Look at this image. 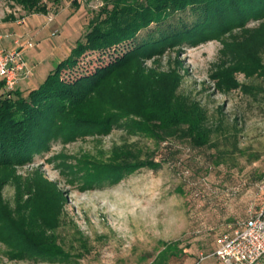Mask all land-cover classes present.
<instances>
[{
	"label": "trees",
	"instance_id": "16d2710c",
	"mask_svg": "<svg viewBox=\"0 0 264 264\" xmlns=\"http://www.w3.org/2000/svg\"><path fill=\"white\" fill-rule=\"evenodd\" d=\"M6 1L29 14L49 13L44 0ZM100 1V15L91 22L85 40L78 42L38 88L26 96L18 90L0 94V171L7 172V178L12 176L10 170L31 165L36 157L49 153L53 142L106 135L123 120L127 128L159 147L146 153L136 144L125 143L115 145L107 158L87 157L82 167L83 188L117 184L139 170L157 171L169 160H177L179 151L171 147L161 150L164 144L188 143L194 149L211 146L214 134L221 131L209 124L201 103L177 94L179 73L145 72L144 61L167 49L218 40L222 48L212 75L218 88L241 90L254 97L260 92L257 86L238 82L236 74L264 72V0ZM187 12L198 19L193 23L177 19ZM251 20L260 23L248 26ZM154 25L155 31L138 39ZM124 46L127 49L122 54L102 65L108 51L118 52ZM93 54L98 55L101 66L80 74L81 62ZM225 154L219 151L212 156V164L222 165ZM36 174L32 181L17 186L14 208L0 195V245L6 247L0 249V255L10 261L77 263L81 252L67 250L58 235L66 193L41 172ZM263 177L264 173L257 184ZM237 219L229 221L230 225ZM82 249L87 250L85 242ZM182 255L179 243H162L152 264H169Z\"/></svg>",
	"mask_w": 264,
	"mask_h": 264
},
{
	"label": "rangeland",
	"instance_id": "374dc122",
	"mask_svg": "<svg viewBox=\"0 0 264 264\" xmlns=\"http://www.w3.org/2000/svg\"><path fill=\"white\" fill-rule=\"evenodd\" d=\"M44 2L49 8L45 18L54 32L52 40L62 46V57L66 58L79 41L85 40L103 3ZM34 15L19 5L0 0V17L5 16L4 19L22 20ZM179 17L193 23L199 16L187 12ZM259 23L251 20L248 26ZM156 27L143 31L138 39L146 38ZM40 39L36 35L26 40L37 47L31 53H38ZM221 48L218 40L195 47L185 44L143 63L145 72L155 69L179 73L177 94L201 103L208 112L209 124L221 131L214 134L211 146L194 149L188 143L164 144L161 150L171 147L179 151L177 160H169L157 171L139 170L117 184L83 188L82 167L87 157L107 158L115 145L125 143L136 144L146 153L159 147L154 140L127 128L123 120L106 135L53 142L49 153L36 157L33 164L10 170V178L5 176L7 172L0 171V181L4 179L0 195L4 201L14 208L17 186L32 181L39 171L66 193L64 221L58 235L67 250L81 252L82 257L73 264H152L162 243L171 242L179 243L183 255L169 264H198L202 256L219 247L220 239L229 232V221L244 218L250 206L258 203L257 182L264 173V72L259 69L249 75L236 74L238 82L259 87L256 97L241 90H220L212 75ZM126 49L124 46L118 52L108 51L103 64L97 54L88 56L81 62L80 74L93 72ZM40 50L45 60L41 69H55L61 59L55 56L52 45H42ZM4 92V88L0 89V94ZM219 151L226 153L225 161L216 167L211 157ZM81 241L87 250L82 249ZM0 249L6 247L0 245ZM0 264L55 263L10 261L1 254ZM199 264L218 263L209 258Z\"/></svg>",
	"mask_w": 264,
	"mask_h": 264
},
{
	"label": "built area",
	"instance_id": "2783aa9c",
	"mask_svg": "<svg viewBox=\"0 0 264 264\" xmlns=\"http://www.w3.org/2000/svg\"><path fill=\"white\" fill-rule=\"evenodd\" d=\"M5 36L0 34V82L9 93L17 91L21 81L30 77L33 67L28 63L26 51L35 44L30 40L16 41L14 47L5 48ZM258 203L252 204L244 218L229 226V232L219 241V247L204 261L214 258L218 264H264V177L257 184Z\"/></svg>",
	"mask_w": 264,
	"mask_h": 264
},
{
	"label": "crops",
	"instance_id": "0c3cea01",
	"mask_svg": "<svg viewBox=\"0 0 264 264\" xmlns=\"http://www.w3.org/2000/svg\"><path fill=\"white\" fill-rule=\"evenodd\" d=\"M4 17L5 16L0 17V32L5 36L3 41V46L5 48L14 47L16 41L25 42L31 36L35 37L38 35L41 38L40 45H38V53L33 54L30 52V50H34L37 47L26 51V58L28 63H30V65L33 67V72L28 79L20 82L17 89L26 96L32 90L38 88L52 71H49L47 68L41 69V66L45 63V60L42 58V56H40L43 52L40 50V47H42V45L45 46V44H51L55 56L61 60L65 59L62 57L63 48L61 45L55 44L52 40L51 35L54 32L52 33V30L49 27L50 21H46V15L35 14L33 17L24 18L22 20L15 18L8 20L4 19Z\"/></svg>",
	"mask_w": 264,
	"mask_h": 264
}]
</instances>
